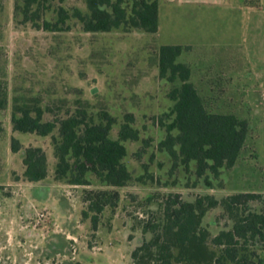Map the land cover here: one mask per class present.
I'll return each mask as SVG.
<instances>
[{
	"label": "rangeland",
	"instance_id": "1",
	"mask_svg": "<svg viewBox=\"0 0 264 264\" xmlns=\"http://www.w3.org/2000/svg\"><path fill=\"white\" fill-rule=\"evenodd\" d=\"M182 1L159 0L160 30L151 34L133 28L86 32L73 14L76 9L88 12L87 0H43L37 26L24 22L23 13L15 9L16 0H0V80L8 98V106L0 110V264H134L133 250L145 237L151 238L144 236L143 224L152 213L161 211L168 195L180 194L195 201L205 195L222 199L237 193L264 194V151L259 146L249 149L253 138L264 145L259 39L247 31L237 41L223 37L225 26L237 25L232 9L228 8L227 17L222 7ZM133 4L134 0H126L124 5L130 11ZM62 8L69 13L65 24L60 17ZM163 45L191 47L179 62L191 67V81L208 111L234 114L251 123L254 134L248 135L237 165L223 168L218 179L211 173L199 178L195 163L188 167L176 163L160 147L169 134L167 125L174 119V115L166 117L175 105L170 92L179 85L160 77L159 49ZM238 46L244 52L242 62L250 70H228L230 61L226 63L225 58ZM225 67L234 79L225 86L223 96ZM94 89L97 91L92 93ZM16 98L37 101L45 111V121L67 118L85 108L99 122L107 112L116 120L114 139L129 122L128 116H133L130 124L140 138L125 143L128 155L124 162L135 182L117 189L119 206L106 209L98 232L93 231L91 219L83 217L89 206L86 192L111 188L92 175L90 185L57 181L53 136L13 129ZM54 135L58 136V130ZM14 138L23 147L18 153L12 151ZM29 147L43 148L48 157V177L39 183L24 177ZM203 224L217 235L228 219L218 208L207 214ZM257 253L264 260V250L257 249Z\"/></svg>",
	"mask_w": 264,
	"mask_h": 264
},
{
	"label": "trees",
	"instance_id": "2",
	"mask_svg": "<svg viewBox=\"0 0 264 264\" xmlns=\"http://www.w3.org/2000/svg\"><path fill=\"white\" fill-rule=\"evenodd\" d=\"M46 2L64 0H45ZM43 0H16V11L24 15L25 23L37 26L41 18ZM126 0H87L88 12L76 9L74 16L86 32H111L115 29H141L157 34L160 30L159 0H134L129 11ZM61 22L69 18L60 11ZM50 27V24L48 25ZM191 49L184 45H163L159 49L160 77L179 83L170 92L175 102L167 125L168 136L160 144L172 159L186 165L195 163L197 176L211 173L218 179L223 168H234L241 157L249 135V123L234 114L208 111L198 89L191 81L192 69L179 62V57ZM8 106V98L0 80V110ZM45 111L37 101L32 103L16 98L12 124L15 132L52 135L57 159L55 177L71 185H90L89 175L96 177L109 190L86 192L88 210L83 217L91 219L92 229L98 232L103 213L108 207L117 209L121 201L117 189L135 182L133 173L124 160L128 155L125 145L138 141L139 131L131 126L133 119L122 125L117 139L112 137L116 124L107 112L100 121L80 108L67 118L44 120ZM164 118L160 120L164 126ZM58 130V136L55 131ZM177 131L174 135L172 132ZM22 144L16 138L12 151L18 153ZM24 177L31 183L44 181L49 174L46 152L41 147L25 150ZM141 181V178L136 180ZM221 208L228 219L224 230L217 235L204 226L211 210ZM92 214V216L90 215ZM229 223L231 225H229ZM145 237L132 252L134 264H264L257 249L264 250V194L237 193L217 199L214 195L198 196L187 201L180 194H170L159 213H152L143 224ZM134 238L132 235L129 237ZM219 249L220 253L213 249Z\"/></svg>",
	"mask_w": 264,
	"mask_h": 264
},
{
	"label": "crops",
	"instance_id": "3",
	"mask_svg": "<svg viewBox=\"0 0 264 264\" xmlns=\"http://www.w3.org/2000/svg\"><path fill=\"white\" fill-rule=\"evenodd\" d=\"M177 1V0H176ZM191 0L189 3H196V4H205L207 6H215V7H222L224 15L229 17V12L231 9L233 10L234 19L237 20V25L235 27H224L223 30V37H228L231 41H237L240 38H242L243 31L249 32L251 35L254 36V38H258V44L260 46L259 52V69L261 71V74L264 73V0ZM185 1L183 0L182 3ZM234 2V3H233ZM230 10H229V9ZM226 10V11H224ZM241 35V36H240ZM230 57L226 61H230L228 64V70L231 69V67L237 71L244 69L245 65L242 62V59L244 58V52L240 49V46L237 47V49L233 48L231 49V52H229ZM232 60V61H231ZM227 63V62H226ZM243 65H242V64ZM227 67L224 68V72L222 74V80H223V89H222V95L227 94L226 85L230 84V81L234 79L232 76L227 74L225 70ZM245 69H247L245 67ZM247 70H250L249 68ZM262 77V76H261ZM233 81V80H232ZM264 87V84H262ZM250 94V93H247ZM262 96L264 97V89ZM249 123V135L254 134V131L251 129V123L248 119ZM252 141V145L249 149H258V146L261 147L262 151H264V145L260 146L255 142ZM264 153V152H263ZM258 155V153H257ZM237 165V164H236ZM248 193V192H247ZM256 193V192H251ZM138 243V242H137ZM141 243H138L139 246Z\"/></svg>",
	"mask_w": 264,
	"mask_h": 264
},
{
	"label": "water",
	"instance_id": "4",
	"mask_svg": "<svg viewBox=\"0 0 264 264\" xmlns=\"http://www.w3.org/2000/svg\"><path fill=\"white\" fill-rule=\"evenodd\" d=\"M97 91V89H94L93 91H92V93H95Z\"/></svg>",
	"mask_w": 264,
	"mask_h": 264
}]
</instances>
